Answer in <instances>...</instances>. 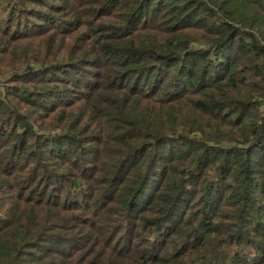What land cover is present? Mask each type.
Listing matches in <instances>:
<instances>
[{"label":"trees","instance_id":"16d2710c","mask_svg":"<svg viewBox=\"0 0 264 264\" xmlns=\"http://www.w3.org/2000/svg\"><path fill=\"white\" fill-rule=\"evenodd\" d=\"M0 264H264V0H0Z\"/></svg>","mask_w":264,"mask_h":264}]
</instances>
